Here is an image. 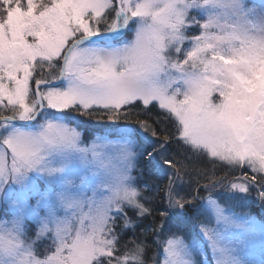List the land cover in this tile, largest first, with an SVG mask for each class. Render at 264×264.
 I'll return each mask as SVG.
<instances>
[{
  "label": "snow or ice",
  "instance_id": "obj_1",
  "mask_svg": "<svg viewBox=\"0 0 264 264\" xmlns=\"http://www.w3.org/2000/svg\"><path fill=\"white\" fill-rule=\"evenodd\" d=\"M151 246L264 264V0H0V264Z\"/></svg>",
  "mask_w": 264,
  "mask_h": 264
},
{
  "label": "trees",
  "instance_id": "obj_2",
  "mask_svg": "<svg viewBox=\"0 0 264 264\" xmlns=\"http://www.w3.org/2000/svg\"><path fill=\"white\" fill-rule=\"evenodd\" d=\"M197 166H198V167H206V168H209V169L212 168V165H211V164H201L200 162H197ZM216 168H217V175H223V171L221 170L220 166L217 165ZM158 182H159V181H158ZM258 210H259V209H258ZM149 222H150V221H145L144 224L146 225V224H148ZM143 226H144V225H142V227H143ZM139 231H140V229H137V234H139ZM129 235H131V234H129ZM126 238H127V237H126ZM149 244L151 245V241H150V240H149ZM154 247H155V246H151V247L149 248V250L147 251V253H146V259L148 260V264H152L151 257L153 256Z\"/></svg>",
  "mask_w": 264,
  "mask_h": 264
},
{
  "label": "rangeland",
  "instance_id": "obj_3",
  "mask_svg": "<svg viewBox=\"0 0 264 264\" xmlns=\"http://www.w3.org/2000/svg\"><path fill=\"white\" fill-rule=\"evenodd\" d=\"M93 123H95V122H93ZM258 209H259V210H258ZM252 211H253L254 214L257 215L258 218L260 217L261 213H260V208H259L258 205H257V206H253V207H252Z\"/></svg>",
  "mask_w": 264,
  "mask_h": 264
}]
</instances>
